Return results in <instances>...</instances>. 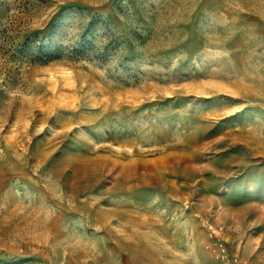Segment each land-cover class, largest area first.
Returning <instances> with one entry per match:
<instances>
[{"label":"rangeland","instance_id":"obj_1","mask_svg":"<svg viewBox=\"0 0 264 264\" xmlns=\"http://www.w3.org/2000/svg\"><path fill=\"white\" fill-rule=\"evenodd\" d=\"M0 264H264V0H0Z\"/></svg>","mask_w":264,"mask_h":264}]
</instances>
